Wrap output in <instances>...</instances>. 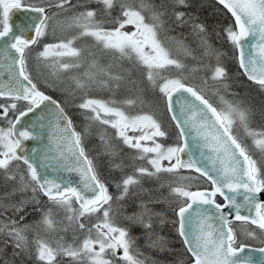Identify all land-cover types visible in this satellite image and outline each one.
<instances>
[{"label": "snow or ice", "instance_id": "6c2138e0", "mask_svg": "<svg viewBox=\"0 0 264 264\" xmlns=\"http://www.w3.org/2000/svg\"><path fill=\"white\" fill-rule=\"evenodd\" d=\"M90 3L100 8L89 7ZM218 3L233 18L221 31L234 59L242 74L264 90V0ZM181 6L187 7V0H0L4 69L0 72V101H4L0 102V188L6 189L0 191V236L10 238L14 249L34 257L37 264H64V258L67 264H146L129 228L116 223L113 204L138 197L140 210L125 219L145 229L149 247L160 241L159 250L164 251L162 238L152 240L153 218L160 224L166 221L162 213L149 207L161 198L142 185L144 179L160 181L162 174L170 177L167 187L175 217L171 223L190 264H264V247L253 250L262 254L254 261L253 252L246 253L248 245L239 242L234 227L239 222L244 226L243 235L255 239L259 233L264 238V200L258 198L264 195V130L251 127L250 106L242 100L226 99L228 71L221 62L222 53L209 43L203 23L191 24L197 49L182 38L167 35L190 22L185 12L175 10ZM14 10L26 15L10 24ZM48 37L54 42L42 43ZM85 38L93 45L76 46ZM168 41L175 42L183 57L174 54ZM41 45L32 56L34 46ZM92 47L110 54L112 62L102 64ZM197 50L201 57L216 60L210 79L219 86L213 93L217 105L210 102L203 88L184 82V73L198 68L189 69L183 60L191 57L199 63ZM122 61L129 62V67ZM172 70L176 75H171ZM33 73L44 76L45 89L59 91L65 99L58 101L38 87ZM64 80L68 81L66 87L55 83ZM121 87L129 95L120 101L89 95L94 89L115 92ZM157 90L173 124L171 132L154 113L142 108L132 111L143 105L150 91ZM77 93L81 102L75 107L87 122L81 131L64 106L74 103ZM261 112L264 114V108ZM30 113L34 119H27ZM237 125L250 145L234 133ZM93 126H98L96 135L103 154L112 158V167L120 169L122 164L115 163L118 152L107 137L108 127L124 146L135 150L134 159L148 165L134 167L131 174L123 176L115 184L118 195L109 192L86 147ZM44 128L49 129L48 143L26 151L25 142L37 140ZM161 139L173 142L162 143ZM17 162H22L23 170ZM50 168L68 177L52 178ZM182 170L198 175H183ZM72 174L77 177L75 182ZM201 177L210 182V188L201 190L194 185ZM194 186L196 190H192ZM142 193H147V198ZM218 195L223 203L217 202ZM40 196L47 198L45 203ZM29 205L31 213H39L40 218L23 223L31 214ZM58 212L63 213L59 220ZM68 229L73 232L71 242L63 236L49 242L40 235V230L55 233ZM78 231L86 233L83 239ZM28 233H32L31 243Z\"/></svg>", "mask_w": 264, "mask_h": 264}, {"label": "rangeland", "instance_id": "374dc122", "mask_svg": "<svg viewBox=\"0 0 264 264\" xmlns=\"http://www.w3.org/2000/svg\"><path fill=\"white\" fill-rule=\"evenodd\" d=\"M73 1H75V0H73ZM33 2L39 3V0H33ZM77 2H78V0L75 1V3H77ZM79 2L86 3L87 0H79ZM157 2H159V0H157ZM187 4H188L187 7L181 6V7H177L175 10L185 12V19L189 20L190 22L188 24H185L183 27H175L174 30L167 33V35L172 36V37L182 38V39H184L185 43L187 45H189L192 49H197V38L192 33L191 24L192 23H203L208 28L209 43L212 45V47L214 49H216L220 53H222L220 59L228 71V79H227L226 83L229 85V88L227 89L226 99L242 100L245 103V105L250 106L253 110V115H252L251 121H250L251 127L255 128L257 130H264V126L262 125V124H264V122L260 121V123H262V124L256 122V121H259L256 118V114H257V117L259 119L264 120V114H262V112H261V109L264 108V101H263L264 99L262 97H260L259 95L256 96V95L251 94V92L257 91L255 88L249 86V84L242 83L240 80L234 79L237 76V72L234 71L235 68L233 65V61H234L233 50H232L230 43H228L226 41L225 36H224L223 32L221 31L222 28L227 27L230 24L229 19L226 20L225 17H223V21L216 20V17H218V15L220 14V10L218 8L214 7L211 3L201 2V1H197V0H191ZM89 7L97 8V9L100 8V6L95 4V3H90ZM170 15H171V10H170ZM231 19H232V17H231ZM232 22H233V19H232ZM169 27H172L171 22L169 23ZM217 33H219V35H217ZM70 34L71 33H69V35ZM51 42H54L51 37H48L42 41V43H51ZM84 45L92 46L93 41L90 38H85V39L77 41V43H76V46H84ZM168 45H169V47H171L173 49L174 54H177V55H180L181 57H183L182 51H180L177 48L175 42L168 41ZM41 47H42V45L41 46H34L32 56H34L35 51L39 50ZM91 50L94 52H97V56L100 59V62L102 64H108V63L112 62V57L110 54L99 53L97 51V49H95L94 47H92ZM195 54L199 58V63L197 61L192 60L191 57H187L183 60V62L186 65H188L189 69H191L193 66H196L198 68V70L195 72L186 71L184 73L185 81L186 80L191 81V82H193V85H195L196 87L203 88L205 95L209 98V100L214 105H217L218 97L216 95H214L213 93L216 91L217 87H219V86L218 85L214 86L213 82L210 79L211 68L213 66H215L216 60L212 57H201L199 50H197L195 52ZM191 62L192 63L195 62V64L192 65ZM120 63H122L124 67H129V65L127 64L129 62H127V61H122ZM32 64H33V61L30 58L29 59V68L30 69L32 67ZM236 65H237V62H236ZM80 71H83V69H80ZM46 75H47V73H45V76ZM171 75H176L174 70L171 71ZM136 76H137V78H139V73H136ZM33 78H35L38 81V83L40 84L39 85L40 87H42V86L45 87L44 86V76L37 77L35 75V73H33ZM35 79H34V82H36ZM205 80H207V85L204 84ZM50 82H52V81H50ZM55 83L59 84L60 87L68 86L67 80H64L63 83H61L60 81H55ZM241 85H243L242 91L239 89V87L241 88ZM220 91H221V95H225V91L223 89H221ZM55 92L61 101H63L65 99V97L59 91H55ZM153 93H156V92L150 91L149 94L144 97L143 105L138 104L136 106V108L133 109L132 111L135 112V111H138L142 108L143 111H146L149 113H154L155 117L158 120H160L163 124V120H162L163 116L161 115L159 105L156 103V99L154 98V97H156V95L158 96L160 94L158 93V90H157L158 94H156L155 96L153 95ZM233 94H235V95H233ZM89 95L92 96L93 98H97V99H103V100L115 99L117 101H120V100L125 99L129 95V93H127L125 91L124 87H121L120 89L116 90L115 92H111V91H108L106 89H94V90H91L89 92ZM254 96H256L257 98ZM2 102H4V101H2ZM80 102H81L80 101V94L77 93V98L75 99L74 103L64 105L66 110L68 111L69 116L72 117L73 123L76 126L78 131H81L83 126L87 123L84 119V115L81 113V111L78 108L75 107V104H78ZM19 107L23 108V104H20ZM160 115H161V118L159 117ZM255 119H256V121H255ZM253 123H255V124L253 125ZM165 128H167V127H165ZM97 129H98V126H93V129L91 130V134L86 139V147L90 144V146H88V148H87L89 150V152L91 150V145H92L91 142L93 140H98L100 142L98 135H96ZM107 131L110 133L109 135L112 137L113 140L114 139L119 140V139L115 138V134H114L113 129L108 127L106 132ZM234 133L243 142L248 143L249 145L251 144L250 140H248L245 137L243 130L238 125L234 128ZM129 135H130V133H129ZM99 146H101V144H99ZM123 149H125V148H123ZM101 150H102V148H101ZM116 151L120 153L119 149H116ZM131 151H132V149H131ZM102 153H103V151H102ZM120 155H121V153H120ZM135 156H136V154H129V158H130V160H132V162H130V163H128L126 160H125L126 163L120 162L121 160H124L122 158L123 155H121V158L119 156H116L115 157V163L122 164V167L120 169H116V168L112 167V158H110L108 161H105V164H104V158H103V165H105L106 170L111 173V177L109 179H110V181H112V184L114 187H115V184L117 182H119L123 176L129 174L130 172H133L134 167L145 166L143 163H141L140 160L134 159ZM95 163L97 164L98 172L100 173V175L102 177L104 175L103 174L104 168H103L102 162L98 160ZM130 164L133 166V168L130 172H127L125 175L120 174V176L117 180L112 179V172L117 171V170H120L121 172H123L126 169H128L129 167H131V166H129ZM20 168H21V170H23L24 166L20 165ZM182 174L188 175V173H182ZM169 179H170L169 176L168 177H162L161 176L160 181H157L154 178L142 180V185H143L144 189L153 190L152 194L154 196L161 198V201L159 203L150 204L149 207H151L153 209V211H155V212L162 213L163 218L166 221L164 224H160L158 219L153 218L154 219V227H153L152 240H156L157 237L162 238L163 239L162 246L165 249L164 251L159 250L161 247L160 241H157L156 246L149 247L150 241H149L148 237L145 235V229L142 228L139 223L132 224L130 221L125 219V217L131 216V215H133V213H136L140 210L139 209L140 199L138 197H135V196L126 197L125 200L121 201L119 204H116V203L113 204V209L117 213L115 216L116 223L121 227H128L129 228L130 235L133 238H135V248H137L139 250V252L143 254L141 258L144 259L146 257L147 258L146 262H150V263L152 262L151 264H174L176 261H178V257H179V255H178L179 254V247H178L176 240L173 237V225L171 223V221H172L171 216L173 214L172 210H171L173 197H171L169 195V189L167 187V182L169 181ZM153 181L156 183L154 184ZM201 182L202 181L200 179L193 181L194 185H199ZM0 183H3L2 178H0ZM161 183L164 184V187H160ZM193 188H195V186ZM112 189L114 191V195H118L116 187H115V189L112 187ZM5 190L6 189L0 188V191H5ZM8 190H10V189H8ZM110 192L112 193L111 190H110ZM29 195H30V193H29ZM141 195H143L145 198H147V193H142ZM16 199H19V196H17ZM41 202L45 203L43 201H41ZM47 206L51 207V205H47ZM29 207H32V206L29 205ZM29 211L31 213V208L29 209ZM58 214H60L58 217H59V219H61V217L63 216V213L58 212ZM6 215H11V213H7ZM37 215H38V218L35 217L34 219L30 218V217H26L25 220L23 221V223H32L33 221L38 220L40 218V216H39V214H37ZM93 222H95V221L93 220ZM123 224H125V225L122 226ZM234 227L236 228V230L238 232V240L243 242V243L258 244L259 242H263V240H264V238H262L259 235V233L257 235V238H255V239H252V238L247 237L246 235H243L244 226H242L240 224H238V225L235 224ZM77 234L79 235L80 239H83V236L86 233L78 231ZM27 235H28L29 242L31 243L32 238H33L32 233H28ZM40 235L42 237H44L45 239H47L49 242H54L56 239H58L61 236H63L66 241L71 242V240H72L71 237L73 235V232L71 229H68L66 232H59L58 231L55 233H45V232H43V230H40ZM0 239H1V241H3L2 242L3 244H8V243L11 244L10 238H8V237L0 236ZM0 248L2 249V247H0ZM121 252H122V250H121ZM22 253L23 252H20V250H18V249H14V246H12L10 256H7V257L5 256V258L3 260H0V264H36V262L33 259H31L32 257H29L26 254L23 257ZM25 256H28V257H25ZM64 264H67V258H64Z\"/></svg>", "mask_w": 264, "mask_h": 264}, {"label": "trees", "instance_id": "16d2710c", "mask_svg": "<svg viewBox=\"0 0 264 264\" xmlns=\"http://www.w3.org/2000/svg\"><path fill=\"white\" fill-rule=\"evenodd\" d=\"M76 1V0H75ZM75 1H73L72 0V2L73 3H75ZM191 0H187V3L188 2H190ZM197 1H201V2H208V3H211L214 7H216V8H218L219 10H220V14L218 15V17H216V20H221V21H223V17H225V19L227 20V19H229V21H230V24L232 23V19H231V16L227 13V11L222 7V6H220L219 4H217L215 1H213V0H197ZM192 63V62H191ZM128 65H129V63H127ZM193 64H195V62H193L192 63V65ZM233 65H234V68H235V72H237V76L234 78V79H236V80H240L242 83H246V84H249V86H251V87H253V88H255L257 91L255 92H251V94H253V95H256V96H260V97H262L263 99H264V90H261L260 89V87L258 86V85H256V84H253V83H251L250 81H248L245 77H244V75L242 74V72H241V70H240V68H239V66L238 65H236V60L234 59V61H233ZM35 79V78H34ZM35 81L37 82V84H38V87H40L39 85V83H38V81L35 79ZM185 83H187V84H189V85H192V86H195V85H193V82H191V81H184ZM42 90H46V92L48 93V94H50V95H52L55 99H57L58 101H61L60 99H59V97L57 96V94H56V92L55 91H53V90H51V89H45V87H40ZM239 89L242 91L243 90V85H241V88L239 87ZM156 93H153V95L155 96L156 94H158L157 93V91H155ZM256 96H254V97H256ZM207 97V96H206ZM155 99H156V103L159 105V109H160V111H161V115L163 116V117H165V110H164V102H163V100L162 99H160V95H156V97H154ZM208 98V97H207ZM257 98V97H256ZM209 99V98H208ZM264 101V100H263ZM211 102V101H210ZM65 110H66V108H65ZM66 112L68 113V111L66 110ZM161 115L159 116L160 118H161ZM256 118H257V120H259V121H256V119H255V121L256 122H258V123H260V121L261 122H264V120H262V119H259L258 117H257V114H256ZM255 123H253V125H254ZM260 124H262V123H260ZM263 126H264V124H262ZM76 127V126H75ZM168 128H170V126H169V124H168ZM87 148H88V146H87ZM18 164L19 165H22L21 163H19L18 162ZM23 166V165H22ZM132 172H130L129 174H131ZM190 175H193V176H196V175H194V174H190ZM202 182L199 184V185H201V184H203L204 183V181L202 180V179H200ZM198 185V186H199ZM109 192H110V189H109ZM111 193V192H110ZM41 201H43V202H46V198H44L43 196H40V197H38ZM31 207H29V209H30ZM37 214H39V213H31L30 215H28L27 217H30V218H35V217H37L38 218V215ZM60 214H58L57 215V220H59V216ZM172 220H174L175 218H174V216H173V214H172ZM125 224H123L122 226H124ZM71 234V233H70ZM173 237H174V239L176 240V242H177V244H178V247H179V257H178V261H176L174 264H181V261H183V264H186L188 261H189V256H188V254L186 253V251H185V248H184V246H183V244H182V242H181V240H180V238L178 237V235H177V233H176V230H175V228L173 227ZM80 238V237H79ZM71 239H72V237H71ZM70 239V240H71ZM6 240V239H5ZM69 240V241H70ZM72 241V240H71ZM3 241H1V239H0V247H2V249L0 248V260H3L4 258H5V256L7 257V256H10V254H11V247L13 246V244L11 243V244H3L2 243ZM23 254V257H24V255H25V253H22ZM25 257H28V256H25ZM31 259H33L35 262H36V264H37V261L34 259V257H32ZM152 263V262H151ZM150 262H146V264H151ZM156 263V262H155Z\"/></svg>", "mask_w": 264, "mask_h": 264}, {"label": "flooded vegetation", "instance_id": "af4514ba", "mask_svg": "<svg viewBox=\"0 0 264 264\" xmlns=\"http://www.w3.org/2000/svg\"><path fill=\"white\" fill-rule=\"evenodd\" d=\"M0 102H2V101H0ZM164 110H165V106H164ZM162 120H163V125L165 127H167L166 129L169 132H171L173 130V124L170 121V119L165 115V117H163ZM168 124H169L170 128H168ZM109 134L110 133L107 131V137L111 139L112 144L115 146L116 149H119L121 155H123L122 158L124 160H121L120 162H124V163H126V161L128 163L132 162V160H130V158H129V154H136L135 151L134 150L131 151V149H129L127 146H124L121 141L116 140V139L113 140L112 137ZM131 134L132 133H130V135ZM161 142L162 143H172L173 141L172 140L161 139ZM91 143H92V145H91V150L89 152V155L94 158L95 162L98 161V160L101 161L102 165H103V158H104V164H105V161H108L110 159V157H108V156H106V155H104L102 153V150H101L102 147L99 146L100 142L98 140H93ZM88 146H90V144ZM122 147L125 148V149H123ZM120 153L118 152L117 156H119L121 158ZM141 163H143L145 166H148L145 161H141ZM165 163H167V162H165ZM129 166H131V167H129L128 169H126L123 172H121L120 170L112 172V179L113 180H117L119 178L120 174L125 175L127 172H130L132 170L133 166L131 164ZM103 168H104L105 171L103 170V174L104 175L101 178L104 180L105 183L108 184L109 189L112 191V194L114 195V191H113L112 187L114 189H115V187L113 186L112 181H110V179H109L111 177V173L106 170L105 165H103ZM182 173H188V175H190V174L197 175V174H195L193 172L190 173V171H184V170H182ZM162 177H168V175L162 174ZM200 179H202L204 181L203 184L199 185L200 189L210 188V183L209 182H207L202 177ZM153 183L155 184L156 182L153 181ZM192 190H196V187L193 188ZM216 199H217L218 203H222V201L220 199H218L217 197H216ZM237 223H239V222H235V224H237ZM241 243H243V242H241ZM188 256H189V254H188ZM189 262H190V258H189V261L187 263H189Z\"/></svg>", "mask_w": 264, "mask_h": 264}, {"label": "water", "instance_id": "95a60500", "mask_svg": "<svg viewBox=\"0 0 264 264\" xmlns=\"http://www.w3.org/2000/svg\"><path fill=\"white\" fill-rule=\"evenodd\" d=\"M213 1H215L217 4H219V3H218V0H213ZM219 5H220V4H219ZM220 6H222V5H220ZM222 7H223V6H222ZM223 8H224V7H223ZM225 10H226V9H225ZM226 11H227V10H226ZM228 14L231 16L230 13H228ZM25 15H26V13H24L23 10H14V11L10 14V24L18 23L19 20L22 19ZM232 19H233V18H232ZM238 66H239V65H238ZM240 70H241V72H243L242 69H240ZM2 71H4V69H3V61L0 60V72H2ZM244 77L248 80V78H247L245 75H244ZM0 79H2V77H0ZM248 81H250V80H248ZM250 82H252V81H250ZM252 83H253V82H252ZM253 84H255V83H253ZM47 94H48V93H47ZM49 95H50V94H49ZM53 98H54V97H53ZM54 99H55V98H54ZM56 100H57V99H56ZM27 119H34V117H33V115L30 113ZM48 132H49V129H48V128L41 129V130H40V137H39L37 140L26 141V142H25V149H26V151H30L32 147H36V148L39 149V148H41L43 145H46V144L48 143V140H47V138H46ZM194 151H195V149H194ZM198 155H199V153L197 152V156H198ZM40 171H41V172H44L45 170H44L43 168H41ZM185 171H189V170H185ZM48 172L51 174V177H52V178H55V177L58 176V175H64L66 178L68 177V174H67V173H63V172H61V173H56V172L52 171L51 168L48 170ZM71 178L73 179V182H75V180L77 179V177L75 176V174H72V175H71ZM209 183H210V182H209ZM201 190H203V189H201ZM218 197L222 200V203H223V202H224V201H223V198L220 197L219 195H218ZM45 198H46V197H45ZM258 198L261 199V200H264V195H260ZM46 199H47V198H46ZM238 199H239V198H238ZM246 245H247V244H246ZM262 247H264V243H263L261 246H252V245H248V248L246 249V253H248V252H253V260H254V261H258L259 258H260V256H261L262 254H261L260 252H258V251H253V250H255V249H259V248H262ZM187 264H190V262L187 263Z\"/></svg>", "mask_w": 264, "mask_h": 264}]
</instances>
